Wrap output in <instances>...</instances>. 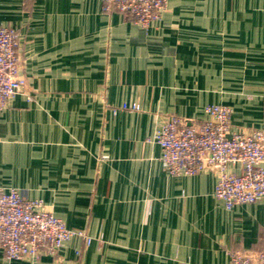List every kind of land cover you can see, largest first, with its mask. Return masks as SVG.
Returning a JSON list of instances; mask_svg holds the SVG:
<instances>
[{
	"label": "crops",
	"instance_id": "0c3cea01",
	"mask_svg": "<svg viewBox=\"0 0 264 264\" xmlns=\"http://www.w3.org/2000/svg\"><path fill=\"white\" fill-rule=\"evenodd\" d=\"M0 26L19 33L32 96L0 113V188L92 239L34 264H229L264 250V198L228 211L215 173L170 176L150 141L209 105L230 107L234 130H264V0H168L146 31L101 0H0ZM0 264L24 263L0 249Z\"/></svg>",
	"mask_w": 264,
	"mask_h": 264
},
{
	"label": "built area",
	"instance_id": "2783aa9c",
	"mask_svg": "<svg viewBox=\"0 0 264 264\" xmlns=\"http://www.w3.org/2000/svg\"><path fill=\"white\" fill-rule=\"evenodd\" d=\"M101 2L104 13L116 11L145 31L161 19L168 4V0ZM21 48L17 30L0 26V113L18 95L32 101L22 74ZM121 110L137 112L141 107L125 103ZM205 115L200 124L176 116L160 122L150 141L161 148L164 170L173 177L215 173L214 197L228 211L263 199L264 130H234L232 109L228 106L209 105ZM233 166L240 171L231 170ZM75 237L84 239L87 251L92 239L86 238L83 231L68 229L41 199H28L14 188H0V249L7 260L34 264L42 256H57L65 243ZM229 264H264V250H234Z\"/></svg>",
	"mask_w": 264,
	"mask_h": 264
}]
</instances>
